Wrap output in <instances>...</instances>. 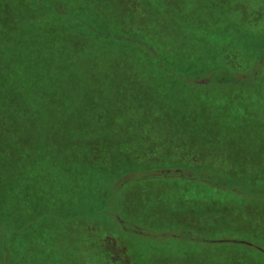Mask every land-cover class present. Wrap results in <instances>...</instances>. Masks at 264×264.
Returning <instances> with one entry per match:
<instances>
[{"label": "trees", "instance_id": "obj_1", "mask_svg": "<svg viewBox=\"0 0 264 264\" xmlns=\"http://www.w3.org/2000/svg\"><path fill=\"white\" fill-rule=\"evenodd\" d=\"M10 1L15 15L29 19L34 17L31 20L39 35L48 33L45 25L56 29L68 27L66 18L69 16L74 22L73 26L80 24L85 30L92 29L93 32L103 29L99 35L105 40H122L121 44L126 48L122 61L126 67L123 69L125 76L120 72L108 79L107 89L85 82L86 88L77 92L71 103L66 102L73 117L61 122L60 128L56 129L59 121L66 120L62 119L66 113L59 112L55 104H62L69 93L61 89L64 87L63 77L53 79L57 64L45 48L36 47L35 51L25 53L21 72L17 69L22 60L19 56L13 58V53L1 63V78L11 77L13 84H16H9L12 87L6 86L0 90V264H82V257H77L76 251L66 255L64 232L70 227L84 231L95 228L96 235H88L90 239L93 238V241H89L88 258L94 259V255L97 257L95 264H112L103 244L104 233L99 232L116 229L109 217H100L110 212L122 221L123 226L128 227L125 233L130 239H142L144 235L141 234L149 232V236L170 235L173 240L181 238L185 241L235 244L248 250L255 249L264 255V246L255 241H264V124H258L255 132H240L249 123L248 115L257 111V107L250 105H259L260 101L264 103L262 69L254 76L242 77L229 68H212L216 70L206 78L202 87H207L210 95L213 91L228 92V99L231 95L237 101L228 104L216 94L212 95L215 99L210 95L192 99L191 105L180 112L181 116L175 112L171 114L174 120L178 117L183 119L181 126L185 134H173L171 140L168 139L171 141L168 145L171 151L161 155L162 148L156 142H151L146 126L153 113L148 108L152 105L149 104L151 99L158 100L163 92L166 96L162 99H166L167 89L173 86L168 83L163 66L165 62L162 60V55L170 60L171 46L158 45L144 37L135 42L123 41L125 38L121 34L102 26L104 15L113 18V0L106 5L96 0ZM188 1L178 0L179 12L167 11L168 19L180 23L177 29L169 27L174 34L168 40L172 39L174 43L180 39L181 42L178 41L183 43L181 46L186 45L182 53L193 51L192 55L200 60L203 58L197 55L200 53L196 50L198 45L191 42L199 41L204 47L223 45L225 35L211 32L206 12L203 10V13H199V9L193 6V0L191 7ZM80 13L84 15L82 22L79 20ZM16 33L19 34L20 30L17 29ZM78 34H75L76 39H79ZM17 37L10 39L7 51L22 46ZM152 37L158 41L157 37ZM219 37L223 39L218 40ZM240 41L232 40L234 43ZM246 42L243 40L241 43ZM257 50L255 47L253 52ZM3 53L0 42V62L5 56ZM22 72L24 78L21 81L25 84L22 87L27 88L18 92ZM134 81L140 90H148L145 93L148 105L131 123V109L136 106L131 102L134 92L127 87L132 86ZM124 86V91H121ZM154 114L157 121H169L167 112ZM188 131L190 137H186ZM72 137L85 141L81 142V152L69 159L47 153L50 150L64 152L70 149L66 140ZM201 151L206 153V161L213 160V165L200 164L203 159L200 157ZM232 157L238 160L231 162ZM214 161L223 166L215 165ZM52 163L62 168L58 178L63 182L71 179L74 182L70 184L82 186L98 183L102 174L111 175L114 180L136 170L140 172L118 182L110 207L92 213L90 208L93 204L83 200L80 195L84 188L81 191L78 188V199L72 205L65 202L63 195L53 201L54 205V197L48 188L50 184H32L34 179H44L40 172L43 173ZM131 163L137 164V167L122 170ZM230 164L232 168L225 167ZM38 167L41 171L34 178L33 174H29L27 184H20L27 170L30 172ZM70 173L77 179L71 177ZM153 178H186L187 181L212 184L214 187L195 183L163 184L172 186L175 194L162 199L156 191L158 197L150 200V196L142 192L136 198H122L123 190L129 185L127 183ZM220 188L224 191L221 195L218 191ZM147 243L151 248L157 245L148 238ZM248 250L241 252V263L264 264V260L253 257Z\"/></svg>", "mask_w": 264, "mask_h": 264}, {"label": "rangeland", "instance_id": "obj_2", "mask_svg": "<svg viewBox=\"0 0 264 264\" xmlns=\"http://www.w3.org/2000/svg\"><path fill=\"white\" fill-rule=\"evenodd\" d=\"M96 1L106 5L110 0ZM188 2L191 7L192 0ZM11 3L10 0H0V42L3 44V54L7 56H2L3 58L0 65L11 57L13 53V58L19 56V58H21L20 60H22V63H18L19 67L17 65V70L21 72V69L24 67L23 60L25 53L35 51L36 47H39V49L45 48L49 57L57 64L54 67L56 73H54L53 79L56 77H63L64 79L62 78V80L64 82L62 84L64 87H61V89L69 93V96L64 98L65 101H63L62 104L60 102L55 104L59 112L66 113L62 118L66 120L59 121L55 126L56 129L60 128L61 122L69 121L68 119L73 117L67 103H71L73 98H76V93L86 88L87 83L85 82H88V85H96L99 88L107 89L108 79L114 78L113 76H116L120 72L125 76V71L123 69H125L126 65L122 61V54L126 48L125 45L121 44L122 40H116V42L105 40L99 35L102 34L101 32L103 29H100L102 31L93 32L92 29H90L91 31L85 30V27L81 26L79 23H76L79 24V26H73L74 22L69 18L70 16L68 19L65 17L68 21L66 23L69 24L68 27L64 29L57 27L56 29L55 27L51 28L44 24L48 28V33L39 35L38 32H36L37 30L36 26L33 24V20H31L34 19V17L29 19L20 15H15ZM113 3L115 5L113 6V18L110 16L112 18L110 19L109 16L104 15L102 26L114 29L116 34L119 33L125 38L123 41L135 42L144 37L150 42L158 45L167 46L169 44L172 49L170 50V60L168 57H164L162 53L161 55L162 60L165 62L163 66L166 68L168 83L173 86L167 89V92L168 90L169 92L166 99H162V97L166 96L165 92H163L158 100L151 99L149 104L152 105L148 106L149 110L153 113L150 114L146 128L150 133L149 138L151 142H156V145L162 148L163 152L161 155L168 154V152L171 151V149H168V145L171 142H169V140H171L173 134L175 136L185 134L183 126H181V124H183V119L178 117L174 120V118H171V114L175 112L177 116H181L180 112L191 105L192 99L195 100L201 96L207 98V96L210 95L208 94L207 87H202V84L206 82V78L216 70L212 68H229L232 72L242 77L254 76L256 72H261L260 69L264 72V0H193V6L199 9V13L206 12L209 18L211 32L217 31L220 32V35L224 34V40L226 41L223 45L214 44V46L208 45L207 47H204L203 43H199L197 40L198 43L192 40V42H187V44L191 42L198 45L196 50L200 53L197 55L203 58L200 60H197V57L192 55L193 51L189 54L182 53L184 50L183 46L186 45L181 46L183 43H180V39H178L180 42L177 40L174 41V43H172V39L168 40V37L174 34L169 27H175L177 29V25L180 26V23H175L173 20L167 18L169 16L167 11H180L178 0H113ZM194 10H196V8ZM41 16L42 14L40 17ZM79 20L81 22L84 21V15L81 13ZM216 21L220 22V24H216ZM110 24H112V27H110ZM17 29L18 31L20 30L19 34L16 33ZM77 33H80L78 34L79 37L77 36L79 39H76L75 34ZM152 35L157 37L158 41H156ZM16 36H18L17 38L22 42V46H19V48L16 46L12 48V50L7 51L10 47V39H16ZM222 39L221 37L218 38V40ZM238 39L241 40L239 43L232 42V40L236 41ZM218 40L217 43H220ZM243 40L247 42L241 43ZM136 43L138 44V42ZM87 44H89V47ZM190 46L192 47V45ZM255 47L258 49L257 52H253ZM152 52L156 54L155 50ZM119 77L121 79L125 78ZM23 78L24 75L22 72L19 75L20 85L18 86V92L27 88V86H25V88L22 87L24 83L21 79ZM11 80V77H9V79H3L0 76V90H3L6 86L12 87V85H9L13 84ZM88 88L89 86L87 89ZM124 88L125 86L121 91H124ZM127 88L134 92L131 102L134 104L133 106L136 107L131 109L133 115H131L132 119L129 121L133 123L139 116L142 108L144 109L148 105V100L146 101L145 98V93L148 90H140L136 81L133 82L132 86ZM227 93L228 92L222 91L216 93L213 91L210 98L215 99L212 95L216 94L220 98L226 100L228 104L237 101L231 95H229L230 99H228ZM252 105L257 107V111H255L254 114L251 113L248 115L249 123L247 126L242 127L240 131L241 134L255 132L259 127L258 124H264V108L261 107V105L264 106V103L260 101L259 105L254 103L250 106ZM162 111L167 112L169 121L163 119L157 121L153 117V115H155L154 113ZM186 134V137H190L189 131ZM234 134H236V132ZM79 138L72 137L70 140H66L70 149L64 152L60 150H50L49 152L47 151V153L49 155L52 154V156L57 155L61 158L64 157L69 159L73 154L81 152L79 150L82 146L81 142L84 143L85 141ZM31 139L32 141L34 140L33 138ZM54 142L57 143L56 140H54ZM60 142L62 144V141ZM65 143L64 141V145ZM169 155L172 156V153ZM205 155L206 153L201 151L200 157H203V159L200 161V164L207 163L211 166L213 160L210 159L206 161ZM236 159L237 158L232 157L230 161L232 162L233 160L235 162ZM145 162L148 163L147 160ZM214 163L219 167L223 166L221 163L217 164L215 161ZM125 166L126 167L122 168V170L131 169L133 166L137 167V164H132L130 166L126 164ZM225 167L229 169V167L232 168V165H225ZM237 169L238 167L236 170ZM39 171H41L40 167L30 172L27 170V175L25 179L21 180L20 184H27L29 174H33L32 177L34 178V175L36 176ZM61 172L62 168L52 163L49 167L45 168L43 173L40 172L44 179H34L32 184H50L48 188L49 191H51V196L54 197L52 203H54L53 201L55 199H60V196L63 195L62 197L65 198V202H70L71 205L78 199L77 194L80 193L78 188L80 191L84 188L80 193L82 196L81 198L87 200V202H91L93 207L90 208V210L92 213H96L111 206L114 192L121 179L135 176L140 171H133L114 180H112L111 175L102 174L100 178H98V183L84 184L83 186L85 187L81 184H70L69 182H74L71 179L63 182L61 178H58ZM70 176L77 179L72 173H70ZM181 181V184H193V182L187 181L186 178H183ZM134 185L139 188L133 192L132 197L136 198V196L142 194V187L144 185ZM39 186L41 187L42 185ZM146 187L149 188L147 194L150 196V200L154 196L158 197L156 191H158L159 197L162 199L175 194V190L172 189V186L167 187L163 186V184H146ZM56 195H58V197H56ZM100 217H102L101 219L109 217L110 222L114 225V228H116H108V232L99 231L102 232V234L104 233L103 236L105 240H103V244L105 245V249L109 252V260L112 264H243L239 261V256L242 255L241 252L243 250H248L245 247L235 244L185 241L181 238L173 240L170 235L160 237L159 235L152 234L149 236V232L141 234L144 235L142 239H130L125 233L128 227L125 225L123 226L122 221L118 220L116 215L112 212ZM95 231V228H90L85 231L82 229H74L73 227L67 228L64 232V243L67 244V248L65 249L66 255L69 252L76 251L77 253L75 255H77V257L78 255L82 257L80 258L82 264H89V262L95 264L97 257L93 255L92 257L94 259H91L90 256L88 258L87 255L90 244L89 241H93V238L90 239L88 235H96ZM147 238L156 242L157 245L153 248L148 246ZM255 241H258L259 244L264 246L263 240L259 239ZM254 250L255 249H250L248 251H250L253 257L264 260V255ZM237 261H239V263H237Z\"/></svg>", "mask_w": 264, "mask_h": 264}, {"label": "crops", "instance_id": "obj_3", "mask_svg": "<svg viewBox=\"0 0 264 264\" xmlns=\"http://www.w3.org/2000/svg\"><path fill=\"white\" fill-rule=\"evenodd\" d=\"M181 180L180 179H177V178L176 179H167V178L157 179V178H153V179H144V180H138V181H134V182H129V183H127L129 185H127L125 187V189L123 190V197L122 198H124V197L125 198L126 197L129 198V197L133 196V192L136 189H139V188L135 187L134 184H143L144 186L142 187V192H145V195H148L147 192L149 191V188L146 187V184H181L182 183ZM190 182H193V184L194 183L195 184H206V187H208L209 185L211 187L213 186L212 184L207 185V183H201V182H195V181H190ZM218 191H219V194L220 195L224 193V191L222 190V188H220V190H218ZM222 197H220V198H222Z\"/></svg>", "mask_w": 264, "mask_h": 264}]
</instances>
